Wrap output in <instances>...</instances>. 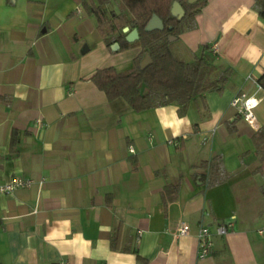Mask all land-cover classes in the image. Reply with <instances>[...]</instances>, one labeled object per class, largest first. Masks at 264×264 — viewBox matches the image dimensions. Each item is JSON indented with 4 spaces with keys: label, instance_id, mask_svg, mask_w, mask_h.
Here are the masks:
<instances>
[{
    "label": "crops",
    "instance_id": "0c3cea01",
    "mask_svg": "<svg viewBox=\"0 0 264 264\" xmlns=\"http://www.w3.org/2000/svg\"><path fill=\"white\" fill-rule=\"evenodd\" d=\"M253 2L206 0L174 40L176 58L191 62L207 45L232 70L221 94L180 116L174 104L136 112L89 81L130 70L141 49L111 52L73 0H0V185L34 181L0 194V264H142L133 251L146 264H264V22ZM240 95L259 100L255 127L231 106ZM216 156L229 178L207 188L193 165ZM166 184L178 185L174 201ZM180 222L188 235H176ZM200 226L212 239L203 259Z\"/></svg>",
    "mask_w": 264,
    "mask_h": 264
},
{
    "label": "trees",
    "instance_id": "16d2710c",
    "mask_svg": "<svg viewBox=\"0 0 264 264\" xmlns=\"http://www.w3.org/2000/svg\"><path fill=\"white\" fill-rule=\"evenodd\" d=\"M73 1L81 7L76 9L78 12L82 9L85 15L94 17L96 29L107 48L118 43V52L134 47L141 49L130 70L118 72L112 67L102 68L90 77L89 81L105 94L108 101L121 98L136 112L174 104L178 107V114L183 116L197 97L211 92L221 94L226 88L232 70L218 69L209 46H203L191 62L176 58L170 50V37L178 39L183 32L195 28V16L205 6L206 0L194 3L187 0H117L119 7L114 6V0ZM173 2H178L184 10L180 20L170 13ZM107 6H110L109 10H106ZM252 7L264 22V0H254ZM152 15L163 22V31H144ZM125 27L137 30L139 38L135 42L125 41L126 34L122 32ZM145 55H149L152 62L141 70L140 63ZM256 82L264 90V74ZM253 139L259 145L257 135ZM131 166L133 171L137 169L134 160H131ZM193 168L199 171L193 177L207 188L219 186L229 178L221 156L194 164ZM177 191L178 185H165L169 201L175 200ZM118 234V229H115L110 236L112 249H117ZM133 252L138 262L146 264V260Z\"/></svg>",
    "mask_w": 264,
    "mask_h": 264
},
{
    "label": "built area",
    "instance_id": "2783aa9c",
    "mask_svg": "<svg viewBox=\"0 0 264 264\" xmlns=\"http://www.w3.org/2000/svg\"><path fill=\"white\" fill-rule=\"evenodd\" d=\"M259 100L248 98L245 95H240L232 99L231 106L235 107L241 118L250 126H256V119L254 116L253 110L258 105ZM36 125L39 128H43V123L41 120L36 121ZM168 144L177 145L176 141L169 140ZM129 152L133 153L134 150L129 148ZM34 181L31 179H24L21 177H11L7 182L0 185V194L7 195L11 194L14 191L20 188H29L33 185ZM234 217L230 222L222 223L216 226L215 233L217 235H225L229 229H232L234 226ZM190 232V226L188 223L180 222L176 228L177 236H185ZM198 239V258L203 259L209 255L212 249V239L211 233L208 228L200 226L197 232ZM58 264H69L67 261H60Z\"/></svg>",
    "mask_w": 264,
    "mask_h": 264
},
{
    "label": "water",
    "instance_id": "95a60500",
    "mask_svg": "<svg viewBox=\"0 0 264 264\" xmlns=\"http://www.w3.org/2000/svg\"><path fill=\"white\" fill-rule=\"evenodd\" d=\"M189 3H194L199 0H187ZM170 13L173 17H176L178 20H180L184 16V10L181 7V5L178 2H173L172 7L170 9ZM164 30V25L163 22L160 20V18L156 15H152L151 19L148 21L146 24L144 31L149 33L153 31H163ZM122 32L125 35V41L128 43H133L135 42L138 38V32L136 29L129 30L128 27H125L122 29ZM176 38L170 37V41H174ZM112 51H117L119 50V45L118 43H113L110 47ZM151 58L149 55H145L143 60L140 63V69L144 70L146 67H148L151 64Z\"/></svg>",
    "mask_w": 264,
    "mask_h": 264
},
{
    "label": "rangeland",
    "instance_id": "374dc122",
    "mask_svg": "<svg viewBox=\"0 0 264 264\" xmlns=\"http://www.w3.org/2000/svg\"><path fill=\"white\" fill-rule=\"evenodd\" d=\"M115 1H117V0H114L113 2H115ZM109 8H110V6H107L106 7V10H109ZM177 46V44H175V42L174 41H170V50H171V52H172V54L174 55V56H176L175 55V47Z\"/></svg>",
    "mask_w": 264,
    "mask_h": 264
}]
</instances>
